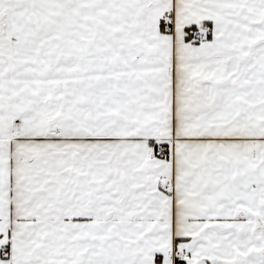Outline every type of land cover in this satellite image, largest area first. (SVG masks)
Masks as SVG:
<instances>
[{
	"label": "snow or ice",
	"instance_id": "6c2138e0",
	"mask_svg": "<svg viewBox=\"0 0 264 264\" xmlns=\"http://www.w3.org/2000/svg\"><path fill=\"white\" fill-rule=\"evenodd\" d=\"M0 264H264V0H0Z\"/></svg>",
	"mask_w": 264,
	"mask_h": 264
}]
</instances>
